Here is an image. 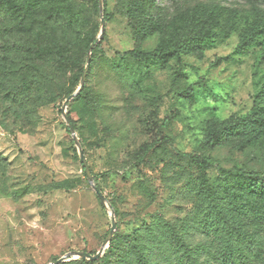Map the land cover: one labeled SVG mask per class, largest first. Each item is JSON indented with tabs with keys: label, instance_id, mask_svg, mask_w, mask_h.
<instances>
[{
	"label": "rangeland",
	"instance_id": "1",
	"mask_svg": "<svg viewBox=\"0 0 264 264\" xmlns=\"http://www.w3.org/2000/svg\"><path fill=\"white\" fill-rule=\"evenodd\" d=\"M143 1L146 17L166 26L202 3L264 17V0ZM134 2L0 0V59L15 41L31 48L58 39L67 40L73 60L64 64L55 102L38 108L27 101L22 116L9 111L0 89V264H52L100 251L96 262L62 264H137L124 260L136 229L150 264H188L186 252L199 264H264V216L255 213L264 199L253 202L243 190L248 180L264 179V137L202 146L208 123L243 118L255 102L264 111V41L235 54V32L206 41L201 58L181 56L166 66L135 60L127 16ZM100 3L104 35L92 49L83 94L65 110L77 146L60 109L79 89L100 35ZM164 41L167 48L174 42L155 34L140 50Z\"/></svg>",
	"mask_w": 264,
	"mask_h": 264
},
{
	"label": "trees",
	"instance_id": "2",
	"mask_svg": "<svg viewBox=\"0 0 264 264\" xmlns=\"http://www.w3.org/2000/svg\"><path fill=\"white\" fill-rule=\"evenodd\" d=\"M128 20L133 29V39L137 49L130 52L135 60L153 57L161 66L181 56L202 57L203 46L209 39L226 38L230 34L238 32V43L235 54H244L253 46L264 41V17L261 15H250L241 10L230 9L216 4H196L183 11H179L173 18L172 23L165 25V19L147 18L145 15V4L143 0H135L133 6L127 12ZM105 19V17H104ZM155 34L173 39L172 46H162L152 52H143L140 45L143 41ZM23 40L15 41L5 45L2 49L4 56L0 59V89L1 100L10 102L9 111L22 116L27 101H35L38 108L49 105L57 99L58 82L60 77L65 76L69 64L67 40H54L49 46H37L27 48L21 46ZM94 52L91 51V59ZM91 66V60H90ZM90 68V67H89ZM82 70L77 71L81 76ZM85 85V84H84ZM83 90L79 96L83 94ZM263 102V101H262ZM261 104L255 102L252 111L245 117L232 116L221 123H208L202 146L214 148L229 140H241L244 143H253L264 137V111ZM69 119V117H68ZM74 130L75 125L69 119ZM31 123H21L25 127ZM189 156V155H186ZM264 179L248 180L244 186V192L253 202L264 199L262 190ZM96 188H98L96 186ZM257 215L264 216V205L255 210ZM142 229H136L134 239L130 243V250L124 256V260L136 259L137 264H150L149 258L139 247ZM147 240V239H144ZM222 257H230V250L223 249ZM188 264H199L196 257L186 252ZM132 256V257H129ZM223 260V259H221ZM120 260L118 264H122ZM82 262H86L83 261ZM96 262V261H93Z\"/></svg>",
	"mask_w": 264,
	"mask_h": 264
},
{
	"label": "water",
	"instance_id": "3",
	"mask_svg": "<svg viewBox=\"0 0 264 264\" xmlns=\"http://www.w3.org/2000/svg\"><path fill=\"white\" fill-rule=\"evenodd\" d=\"M102 4L100 3V16H101V28H100V35L98 37V39H96V41L90 46L89 48V51H88V56H87V59H86V67H85V70H84V73L82 74V77H81V81H80V86H79V89L76 91V93H74L73 95H70L63 103L61 109H60V113L67 125V128L70 132V134L72 135L73 139H74V142L76 143L77 146H79V141L76 137V134H75V130L72 126V124L70 123L69 119H68V116L66 114V108L68 106V104L74 99L76 98L80 92L83 90V87H84V84H85V80H86V76H87V72L89 70V67H90V60H91V51L92 49L100 42V39L103 37L104 35V31H105V21H104V18H103V13H102ZM79 155H80V161H81V164L83 166V169H84V173L88 179V181L92 184V188L94 190V192L96 193L98 199L100 200V202L103 204L104 203V198L102 197V195L99 193L98 189L95 187V185L93 184V176H92V173L90 172V169L86 163V160L84 158V155H83V152L82 150H80L79 152ZM114 230V224H112V231ZM111 231V233H112ZM109 242V239L106 240L105 244H107ZM102 255V252L100 251L99 253H97L95 256H92L88 253H83V252H75V253H70L68 255H66L65 257H62L61 259L55 261L54 263L52 264H62L66 261H71L72 259H75V258H80L81 260L83 261H97Z\"/></svg>",
	"mask_w": 264,
	"mask_h": 264
}]
</instances>
